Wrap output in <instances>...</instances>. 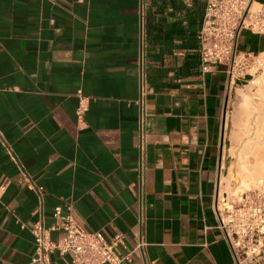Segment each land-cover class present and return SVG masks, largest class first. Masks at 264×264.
I'll return each instance as SVG.
<instances>
[{
  "label": "crops",
  "instance_id": "crops-1",
  "mask_svg": "<svg viewBox=\"0 0 264 264\" xmlns=\"http://www.w3.org/2000/svg\"><path fill=\"white\" fill-rule=\"evenodd\" d=\"M203 7L0 0V264H30L32 223L68 203L84 229L120 235L121 264H234L211 210L232 85L199 67ZM240 45L264 39L244 31Z\"/></svg>",
  "mask_w": 264,
  "mask_h": 264
},
{
  "label": "built area",
  "instance_id": "built-area-1",
  "mask_svg": "<svg viewBox=\"0 0 264 264\" xmlns=\"http://www.w3.org/2000/svg\"><path fill=\"white\" fill-rule=\"evenodd\" d=\"M264 38V3L257 0H204L200 27L197 32V54L201 71L220 66L229 86L250 81L257 74L264 75V59L260 52L240 45L242 32ZM76 115L85 110L86 98L76 91ZM10 152V149H6ZM21 179L41 195L42 187L33 186L28 174L20 170ZM216 193L211 210L217 227L229 248L234 264H260V248L264 246V190L252 189L227 195ZM72 205L51 211L48 226L34 221L29 229L33 252L30 264H52L51 255L67 256L62 264H121L126 256H119L116 246L120 235L106 236L100 230H87L72 217ZM59 236L51 239L50 232ZM136 242L135 248H141ZM262 258V257H261ZM262 261V260H261ZM141 264H145L143 261Z\"/></svg>",
  "mask_w": 264,
  "mask_h": 264
},
{
  "label": "rangeland",
  "instance_id": "rangeland-1",
  "mask_svg": "<svg viewBox=\"0 0 264 264\" xmlns=\"http://www.w3.org/2000/svg\"><path fill=\"white\" fill-rule=\"evenodd\" d=\"M258 52H264V45ZM260 57L264 59L262 54ZM259 91L264 94L262 74L254 75L249 82L230 87L225 127L228 159L219 177V193L224 191L230 195L252 189L264 190V173L257 177V172H264V99L258 97ZM237 152H240V156L235 155Z\"/></svg>",
  "mask_w": 264,
  "mask_h": 264
},
{
  "label": "bare ground",
  "instance_id": "bare-ground-1",
  "mask_svg": "<svg viewBox=\"0 0 264 264\" xmlns=\"http://www.w3.org/2000/svg\"><path fill=\"white\" fill-rule=\"evenodd\" d=\"M261 54L264 56V52L261 53ZM248 82H249V81H248ZM261 88H262V87H261ZM261 92H262V91H259V92H258V97H259L260 99H264V94L261 93ZM239 94H240V93H239ZM241 95H242V94H241ZM239 96H240V95H239ZM240 97L242 98V96H240ZM261 97H262V98H261ZM243 99H244V97H243ZM260 99H259V100H260ZM246 101H247V99L245 98L244 102H246ZM261 102H262V100H261ZM259 104H260V103H259ZM248 105L250 106V104H248ZM248 105H247V106H248ZM257 106H258V105H257ZM257 106H256V109H259V107L257 108ZM259 106H261V105H259ZM261 109H262V107L260 108V111H261ZM251 110L253 111V109H251ZM255 111H256V110H255ZM247 114H248V113H247ZM262 115H263V114H262ZM256 117H257V116H256ZM248 119H250V118H248ZM246 120H247V118H246ZM263 120H264V119H263ZM263 120H262V121H263ZM243 146H244V145H243ZM246 146H247V143H246ZM236 154H237V156H240V155H239L240 152L235 153V155H236ZM239 164H240V163L238 162L237 165H239ZM237 169H238V167H237ZM237 171H239V170H237ZM257 173H258V174H257V175H258L257 177L259 178V177L262 176V174H263L264 172H262V173H261V172H257ZM260 174H261V176H260ZM263 176H264V174H263ZM262 178H263V177H262ZM262 180H264V179H262ZM258 181L262 182L261 180H258ZM218 183H219V181H218ZM246 183H247V182H246Z\"/></svg>",
  "mask_w": 264,
  "mask_h": 264
}]
</instances>
